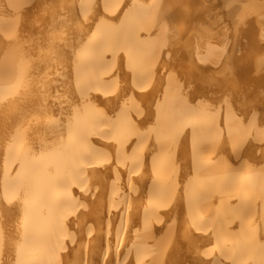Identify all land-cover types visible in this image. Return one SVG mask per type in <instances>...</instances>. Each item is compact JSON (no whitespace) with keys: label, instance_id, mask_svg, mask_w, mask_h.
I'll return each mask as SVG.
<instances>
[{"label":"bare ground","instance_id":"bare-ground-1","mask_svg":"<svg viewBox=\"0 0 264 264\" xmlns=\"http://www.w3.org/2000/svg\"><path fill=\"white\" fill-rule=\"evenodd\" d=\"M0 264H264V0H0Z\"/></svg>","mask_w":264,"mask_h":264}]
</instances>
